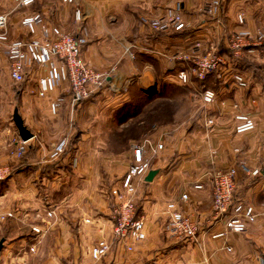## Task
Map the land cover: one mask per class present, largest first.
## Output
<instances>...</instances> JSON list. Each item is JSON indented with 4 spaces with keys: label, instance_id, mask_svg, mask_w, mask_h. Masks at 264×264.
<instances>
[{
    "label": "crops",
    "instance_id": "obj_1",
    "mask_svg": "<svg viewBox=\"0 0 264 264\" xmlns=\"http://www.w3.org/2000/svg\"><path fill=\"white\" fill-rule=\"evenodd\" d=\"M19 1L0 0L9 41L27 40L21 21L40 14L48 24L80 40L82 61L108 78L98 93L74 106L65 82L42 98L36 92L37 82L47 69L30 65L24 69V81L14 84L6 43L0 42V166L10 170L23 162L28 166L27 171L0 181V216L9 213L12 205L23 208L22 214L28 212L24 208L37 206L57 210L53 221L38 226L41 235L24 224L22 234L10 238L8 222L0 221V235L9 236L3 239L0 264H264V42L244 50L238 60L229 51L233 33H264V0H219L218 14L208 13L204 0H75L73 4L34 0L28 7H20ZM170 8L182 14L187 27L174 34H153L145 21ZM76 9L80 21L75 20ZM238 15L243 16V24L238 23ZM196 43L199 53L216 46L227 63L216 74L215 102L204 108L197 104L181 125L152 126L145 139L163 145L149 160L150 171L157 174L149 183L146 175L135 193L146 239L131 253L113 244L106 257L94 261L91 247L98 240H110L112 231V199L102 180L111 184L123 177L132 148L145 140H129L118 152H110L115 148L110 145L112 133L128 127L126 123L115 127V111L130 101L128 91L134 88L144 92L158 84L181 87L174 76L186 64L169 58L189 52ZM234 74L246 77L245 89L236 88ZM198 87L194 80L193 86L183 88L190 94ZM56 99L61 101L52 113L50 105ZM14 110L33 135L22 158L17 157L21 140L12 120ZM241 113L250 116L256 127L236 135L235 116ZM210 118L214 122L207 126ZM62 140L68 141L65 152L52 159L53 148ZM229 167L236 170L232 207H251L255 219L242 234L212 240L211 233L221 229L220 223L209 224L212 173ZM254 171H258L255 176ZM183 194L188 196L186 202L180 200ZM169 202L199 224L198 243L168 239L164 226Z\"/></svg>",
    "mask_w": 264,
    "mask_h": 264
},
{
    "label": "built area",
    "instance_id": "obj_2",
    "mask_svg": "<svg viewBox=\"0 0 264 264\" xmlns=\"http://www.w3.org/2000/svg\"><path fill=\"white\" fill-rule=\"evenodd\" d=\"M205 8L210 14L220 12L219 0H204ZM64 3L73 4L75 0H63ZM20 7H28L34 0H20ZM82 19L79 9L75 10V20ZM238 23L243 24L242 15L237 17ZM7 19L0 16V42L6 43L5 55L9 62V76L14 84L24 81V69L30 65L46 68L47 74L40 77L37 82V95L45 97L52 93L59 82L67 84V93L74 106L98 93L105 85L108 74L98 72L87 66L81 59L82 42L71 35L63 33L58 27L48 24L40 14H32L22 19L21 25L26 30L27 40L9 41L5 33ZM153 34H172L184 30L187 25L182 14L177 9H167L161 17L145 21ZM264 42V33H233L229 40V51L235 59H241L244 50L251 49ZM199 43H196L189 52L176 54L169 58L173 62H182L186 65L175 74V82L181 87L193 86V81H203L207 75L222 71L227 64L219 55L216 46L210 47L204 53H199ZM233 82L238 89H245L248 80L241 74L233 75ZM199 88V87H198ZM194 96L201 107L212 105L216 94L212 90L194 88ZM61 99L51 103L50 109L55 113ZM214 120L207 119L206 125L211 126ZM234 133L244 135L255 130V121L246 114L235 116ZM66 143L61 141L51 155L52 159L60 156ZM25 142H20L17 157L24 151ZM163 150V145L145 139L132 148V161L127 172L119 183L110 189L112 199L110 216L112 222L111 239L98 240L90 249V256L94 261L106 257L113 244L123 251L131 253L137 243L146 239L145 220L137 217V204L135 193L137 185L150 171L149 160ZM8 167H0V181L10 176ZM258 171L252 173L257 175ZM236 186V170L233 167L216 169L212 173V206L210 225L221 224V229L211 233L212 240L223 239L229 233L242 234L246 225L254 221L255 215L251 207L240 204L232 207V198ZM199 189L200 186L195 187ZM181 201L188 200L187 194L180 197ZM166 223L164 232L168 239L178 244L194 245L198 243L200 227L189 215L184 214L174 202L165 206ZM11 217L10 213L0 217L5 221ZM85 223H90L88 220ZM32 232L41 235L43 231L34 226ZM230 251V249H228Z\"/></svg>",
    "mask_w": 264,
    "mask_h": 264
},
{
    "label": "rangeland",
    "instance_id": "obj_3",
    "mask_svg": "<svg viewBox=\"0 0 264 264\" xmlns=\"http://www.w3.org/2000/svg\"><path fill=\"white\" fill-rule=\"evenodd\" d=\"M262 32L261 30H259ZM256 33V32H254ZM252 33V34H254ZM131 95V99L128 103L124 104L121 107H118V109L115 111V124L116 128L119 129V125H122L121 123L128 124V129L133 128L138 123H148L152 120L154 116H161L159 119V122L154 123V127H160L162 125V122L164 120H167L170 122L173 126L181 125L185 121V118L187 117L188 113L190 111H195L198 108L199 102L198 99L193 95L194 90L190 93H187V91L183 87H177V86H168L165 87L164 85H156L152 87H147V91H139V89L134 88L130 91H128ZM142 92V93H141ZM198 104V105H197ZM132 130V129H130ZM119 133L118 131H114L112 134ZM134 134H136V131H133ZM140 134V140L145 139L143 138V132ZM148 133V131L146 132ZM111 134V135H112ZM137 137V134L135 135ZM135 137V138H136ZM64 143H66L64 150L66 149L68 145V141L62 140ZM134 142H137L133 140ZM60 143V142H59ZM58 143V144H59ZM116 145L123 144L119 140L115 142ZM58 144L53 148L50 155L53 154L54 149L58 146ZM120 148H114L110 149V152H118ZM64 152V151H63ZM62 155V154H61ZM51 157V156H50ZM3 168L4 166H0ZM10 169V168H9ZM11 171V170H10ZM111 178V177H109ZM122 179L120 177L119 179H112L111 184L110 181L102 180L104 181L102 184V188L104 190H109L113 186L117 185L119 181ZM109 188V189H108ZM51 202L55 199L52 197ZM47 199V200H49ZM50 201V200H49ZM30 206V205H29ZM25 206V207H29ZM9 213L11 214V217H7L4 223L8 222V226L11 230L10 238H18L22 234V226L24 224H29L31 227L39 226L41 224H49L51 221L54 220L55 216L57 215V210L55 207H30V208H24L25 210H28L27 213L22 214L20 213L23 208H16L15 205H12L11 208H9ZM15 212H18L20 214L16 215ZM7 213H4L1 216H4ZM27 215V216H26ZM0 216V217H1ZM22 221L23 224H20ZM3 225V224H2ZM8 236V235H7ZM6 237H2L0 235V240L5 239ZM9 237V236H8Z\"/></svg>",
    "mask_w": 264,
    "mask_h": 264
},
{
    "label": "trees",
    "instance_id": "obj_4",
    "mask_svg": "<svg viewBox=\"0 0 264 264\" xmlns=\"http://www.w3.org/2000/svg\"><path fill=\"white\" fill-rule=\"evenodd\" d=\"M172 34H174V33H172ZM216 74H217V72H213V73L207 75L206 78L203 81H199L198 82V86L200 88L209 89V90H212L213 92H217V89H215V87H214V83H217L216 82ZM185 90L187 91V93L190 92L187 89H185ZM90 97H88L87 99H89ZM82 101H84V100H82ZM160 118H161V116H154L152 118V120L150 122H148V123H145V122L141 123L140 122L139 124L133 125L135 127L130 128L132 130L128 129L129 127H127L124 130H122L121 132L116 133L115 135L113 134L112 138H111L110 145L111 146L113 145L112 148H114V147L123 148L124 146H126V144L128 143L129 140H135L137 142L140 141V137H141L140 134H142L141 132H143V135H144L143 138L148 136V134H150L151 131H152L151 130L152 126H154V123L157 124V122H159ZM166 122H168V121L165 120V117H164V120H163L162 123H166ZM133 131H136L137 137L135 136L136 134H134ZM147 131H148V133H146ZM118 140L120 142H122L123 144L116 145L115 142L118 141ZM64 152H65V150H64ZM23 153H24V151H23ZM23 153H21V155ZM21 158H22V156H21ZM27 167L28 166L25 165L24 162L20 163L17 166H14L12 168V170H11L10 176L15 174L16 172L27 171L28 170Z\"/></svg>",
    "mask_w": 264,
    "mask_h": 264
},
{
    "label": "water",
    "instance_id": "obj_5",
    "mask_svg": "<svg viewBox=\"0 0 264 264\" xmlns=\"http://www.w3.org/2000/svg\"><path fill=\"white\" fill-rule=\"evenodd\" d=\"M12 120L14 126L18 132V136L22 142H28L33 138V135L28 131L25 126L23 125V121L21 120L20 116L18 115V111L14 110ZM157 174V171H149L147 176L145 177V182L149 183L153 180L154 176ZM3 239L0 240V251L2 250L3 246Z\"/></svg>",
    "mask_w": 264,
    "mask_h": 264
}]
</instances>
